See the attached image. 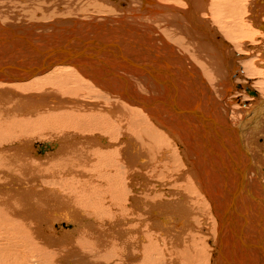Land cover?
<instances>
[{
  "label": "bare ground",
  "instance_id": "obj_1",
  "mask_svg": "<svg viewBox=\"0 0 264 264\" xmlns=\"http://www.w3.org/2000/svg\"><path fill=\"white\" fill-rule=\"evenodd\" d=\"M43 1L62 15L79 9L78 0ZM92 1L100 4L102 21L91 16L89 21L60 17L19 23L17 11L9 21L0 16V52L4 48L8 54H0V131L34 124L6 117L16 88L28 94L15 101L17 111L37 113L39 124L82 130L86 135L70 139L97 145L105 169L101 174L95 165L90 173L102 179L98 191L104 188L111 216L114 207L120 210L125 222L117 225L127 236L116 244L119 256V249H112L118 247L105 246L98 256L95 249L99 263L103 258L110 264L112 259L113 264H264V140L260 146L244 142L249 131L264 133V0ZM6 5L0 12H11ZM44 13L39 17L47 18ZM7 133L0 136V264H87L82 254L68 256L74 254L70 246L84 247L90 236L51 235L48 225L64 208L47 197L43 201L45 194L35 190L39 178L49 187L65 174L74 175L78 165L73 164L61 170L57 182L62 165L51 168L49 176L40 171L47 161L64 159L72 140L41 141L29 149L40 159L31 160L27 144L33 141L13 142L21 135ZM57 142H64L62 148ZM54 148H61L59 154L41 158ZM2 150L8 156L2 158ZM28 160L38 172L29 171ZM28 172L34 175L31 183L22 179ZM34 198L39 206L43 201L61 210L48 216L33 206ZM73 200L83 208L84 202ZM85 207L86 216L90 208ZM97 208L91 218L108 209L102 214Z\"/></svg>",
  "mask_w": 264,
  "mask_h": 264
},
{
  "label": "rangeland",
  "instance_id": "obj_2",
  "mask_svg": "<svg viewBox=\"0 0 264 264\" xmlns=\"http://www.w3.org/2000/svg\"><path fill=\"white\" fill-rule=\"evenodd\" d=\"M1 2H0V7H5L4 5H6V4H8L9 5V3L11 2V4L9 5L10 7H9V9H10V11L11 12H7L8 10H6V12L4 13H2V12H0V16H3V19H5V17L7 18V19H5L6 21H9V20H11V19H9V18H11V16L13 17H16V15L18 14L19 16L18 17H20V18H18L17 17V19H18V22L19 23H21V22H24V21H26L27 23H31V22H33V21H37V20H44V21H47L46 19H48V21H50L51 19H52V21L53 20H55L56 18H60V17H65V18H70V17H72V18H75V19H81V20H87V19H91V16H96V17H98V20L99 21H102L103 19L102 18H104L105 16H103V14H100V13H98L97 11H98V7H99V5L100 4H96V3H94L92 0H78V1H76L74 4H76V6L79 8V9H73L72 11H67V10H69V8L68 7H63L64 8V10L65 11H67L68 13H70L71 12V14H67V13H65V14H61L60 12H59V10L57 11V8H55L54 6L53 7H51L49 10H48V6H44L45 4V2L43 1V0H35V1H33L34 3H32L31 1L30 2H28V3H21V2H17V1H14V2H12V1H10V2H8V1H2V0H0ZM36 1H39L38 3L36 2ZM40 1H41V4H40ZM43 1V2H42ZM8 2V3H7ZM4 3V4H3ZM3 4V6H1ZM18 4V5H17ZM79 5V6H78ZM7 6V5H6ZM11 6L13 7V8H11ZM27 6V7H26ZM8 7V6H7ZM17 7V8H16ZM40 7V8H39ZM41 7H42V9H41ZM45 8V9H44ZM3 11H5V9L4 8H1ZM54 10V11H53ZM17 11L18 13L16 14L15 12ZM47 11V13H46V15H48V16H46L47 18H41V17H39V16H42L41 14H45L44 12H46ZM49 11V12H48ZM57 11V12H56ZM75 11V12H74ZM14 12V13H13ZM54 12V13H53ZM56 12V13H55ZM59 12V13H58ZM22 13V14H21ZM24 13V14H23ZM8 14V15H7ZM11 14V15H10ZM16 14V15H15ZM5 16V17H4ZM8 16V17H7ZM28 16V17H27ZM30 16V17H29ZM59 16V17H58ZM69 16V17H68ZM83 16V17H82ZM89 16H90V18H89ZM22 19V20H21ZM102 19V20H101ZM20 20V21H19ZM24 20V21H23ZM16 21V20H15ZM87 21H89V20H87ZM17 22V23H18ZM1 24V23H0ZM4 24H5V22H4ZM2 25H3V23H2ZM13 36V35H12ZM11 39H12V37H10ZM10 42L12 43V40H10ZM4 48H3V50L0 52V54H3L4 52ZM3 52V53H2ZM5 55H8V54H6V53H4ZM6 59H7V57L6 56H4ZM8 58H10V57H8ZM235 80H236V78H235ZM236 83H237V80H236ZM238 84H240L239 82H238ZM245 84V83H244ZM14 90H16V91H18L16 94V96L15 97H13L12 99L14 100V104L13 103H9L8 104V106L9 107H11V113L12 114H7V116L6 117H8L9 115V117H13V118H17L16 120H20V121H25V123H34V124H31L30 126L32 127V129H30V126H26V127H24V129L22 128V126L21 125H19V126H21V127H19L18 126V124L17 125H15V126H11V127H9L10 129H8L7 131H6V133L5 132H1L0 131V136H4V135H9V133H7V132H9V131H13L14 130V132H16V137L17 136H20V137H17L18 139L16 140V141H13V142H20V141H22V142H26V141H28L29 143H31L32 141V145H30V144H27V146H30L29 148H28V150L30 149L32 152H33V150H34V145H38V144H41V143H51V142H54L56 139L58 140V139H67V138H69V140H72V142L70 143V144H67L68 146H67V151L65 152V153H67V154H65L66 155V157H64V159H60L61 157H59V158H57L58 160H55V161H47V164H45L44 166H41V169H40V171H42L41 172V174H44L45 176H49L51 173V171H52V173L54 172V169H51V168H54V167H56V166H58V165H62V168L61 169H59L58 170V172H57V178H58V180H56V182L57 181H59L63 176V178L62 179H64L65 181L64 182H62L63 180L61 179V181L58 183L57 182V185H48L49 187H45V185L43 186L42 184H40V181H42V179L41 178H39V186H38V188H40L39 190H38V188L37 189H35L36 190V192H38V193H40V194H45V196H44V198H43V201H46V197H47V199H51V200H53V201H55L56 203H59L60 205H62L63 206V208L64 209H62L61 210V207L60 206H56V205H52V204H47V202H45L46 203V205H44L45 203H42L43 201H41V206H39V202H38V200H36V198H34L33 200L34 201H31V203L32 204H34L33 206H35V204H37V206H39V207H36L35 206V208L37 209H39V208H41V210H42V208H44L43 209V211L45 212V214L46 215H48V216H53L54 214H55V212H56V210H57V207L59 208V210H61L60 212L61 213H63V215H65V217H63V215L61 214V213H56V214H60L59 215V217H55L54 218V220L52 221V223L50 224L49 223V219L47 220V221H43V222H47V223H49V231L51 232L50 234L51 235H56L57 236V234H58V232H59V234H58V237L59 236H61V235H63L64 233L65 234H67V233H77V234H79V235H81V237H84V236H86V235H89L90 236V239H91V241H87V245L85 244V245H83L84 247H82V246H80V245H78L77 243H75V247H72V246H70L69 248H73L72 250H73V253L74 254H71V256L69 255L68 257H80V255L82 256V258L83 259H85V262H88V263H91V264H95V263H98V264H110V262H109V260H108V262H106V261H104L105 259H101L100 260V263H99V261L97 260V257L96 256H94V253H93V251H95V249H96V252H97V256L98 255H102L103 253L105 254V250H107L108 248H112V247H118L117 249L115 248H112L113 250H115V252L119 249V251H117L116 253H118V256L120 255V251H122L120 248L121 247H119V246H117V245H119V244H122V241H123V239L125 238H127V236L126 235H124V234H122L123 232V230H124V226H121V228H119V225H117V224H123L125 221H123V219L120 217L121 215H119V213H120V210H117L116 209V207H112L113 209H114V211H113V216H111V214H110V205L108 204V203H110V201L109 200H106L107 198H106V195H105V191L103 190L104 188H102V189H100L99 191H98V188H97V184L99 183V185H100V182H101V178H100V180H99V177H97L98 175L97 174H91L90 172H91V170L93 169V168H95L94 166L95 165H97L98 167V170H100V172H101V174L103 173V171L102 170H104L105 168H104V162L100 159V157L96 154V149H97V145L96 144H86L85 142H82V141H77L75 138L74 139H70L71 138V136H77L76 134H78L79 136H80V138H81V136H84V135H86V133H84V132H82V130H80V131H76V130H74V129H68V128H65V127H63V125H60V124H58V125H56V124H54V123H52L51 121H50V123H48V124H45V125H43V124H39L38 123V117H40V116H34L35 114H37V113H33L32 115L31 114H26V115H23V113L21 112V111H17V109L15 108V106H17L18 104H15V101H18L19 99H24L21 95H28L27 93H25V92H22V91H20V90H18V89H14ZM237 90L239 91L240 89L239 88H237ZM29 93H31V92H29ZM234 95H235V92H233L230 96L232 97V98H230V96H229V98L231 99V100H233L235 97H234ZM219 97V96H218ZM220 101L222 100L220 97L218 98ZM227 100H229L228 98H227ZM221 102H224V103H227L226 101H221ZM220 106H221V108H222V106H223V104H220ZM232 108H235V110H236V108H238V104H236L235 106H232L231 107V110H230V117L232 116H234V114H233V112H235V110L234 109H232ZM13 110H15L16 112H18V113H16L15 111H13ZM4 113V112H3ZM22 113V115H20ZM51 113V112H50ZM52 113H58L57 111H52ZM231 113H232V115H231ZM241 113H238L237 115H236V117L237 118H240V116H242V114L240 115ZM44 115H48L47 113H45ZM15 116V117H14ZM37 119V120H36ZM36 120V121H35ZM231 122H233L232 123V126L233 127H235V125H236V127H238V128H240L239 126H238V122L239 121H233V119H232V121ZM24 124V123H23ZM36 126H37V128H36ZM15 129H14V128ZM29 127V128H28ZM11 128H12V130H11ZM30 129V130H28V129ZM65 129V130H64ZM21 130L22 131H25V133H23V132H21ZM21 132V133H20ZM251 132V133H250ZM264 132V131H263ZM248 134L249 135H245V141L244 142H258V146H260V145H262L264 142H263V138H264V133H260V135L262 136H258L257 135V132L255 131V130H252V131H249L248 132ZM251 135H253V137L251 136ZM249 137V139H246V137ZM257 136V137H256ZM247 137V138H248ZM251 138V139H250ZM253 138V139H252ZM255 139V141H253ZM20 140V141H19ZM37 140V144H36V141ZM56 140V141H57ZM68 140V139H67ZM258 140V141H257ZM39 141V142H38ZM42 141V142H41ZM8 142H10V141H8ZM41 142V143H40ZM77 144V145H75V143ZM78 142V143H77ZM263 142V143H262ZM57 143H61V142H57ZM68 143V142H67ZM59 144H57V145H59ZM6 145H9V144H6ZM62 145H64V142H62L61 144H60V146L59 147H61L62 148ZM32 146V147H31ZM95 146V147H94ZM71 147H74V148H71ZM0 148L2 149V147L0 146ZM27 148V147H26ZM32 148V149H31ZM61 148H54L53 149V151L51 150V151H47L46 153H44V155H42L41 156V158L42 159H48V157H51V156H53V155H55V153L56 154H59V151H60V149ZM79 148V149H78ZM92 148V149H91ZM19 150V149H18ZM17 150V151H18ZM21 150V149H20ZM29 150V154H30V156L28 157L29 159H31V160H35V159H40L38 156H37V158H36V156L31 152ZM71 150V152H69ZM72 151H74V152H72ZM103 151V153L104 152H106L107 150H102ZM259 151H260V153H261V149L259 148ZM9 153V151H6V150H2V158L3 157H5V156H8V153ZM13 153H15V151H12ZM12 152H10V153H12ZM78 152V153H77ZM86 152H87V154H86ZM33 155H32V154ZM71 156H70V155ZM99 154V153H98ZM50 155V156H49ZM64 155V156H65ZM78 155V156H77ZM91 155V156H90ZM61 156H63V154L61 155ZM72 158V159H70V157ZM76 156V157H75ZM33 159H32V158ZM77 157H79V158H77ZM91 157V158H90ZM69 158V159H68ZM92 158H94V159H92ZM96 158V159H95ZM76 159V160H75ZM31 160H28L29 162L31 161ZM46 160H45V162H46ZM75 160V161H74ZM78 160V161H77ZM91 162H90V161ZM94 160V161H93ZM64 161H68V162H70L71 161V164L70 163H67V162H64ZM94 163H93V162ZM44 162V163H45ZM51 162V163H50ZM56 162L58 163V164H56ZM95 163H97V164H95ZM99 163V164H98ZM102 163V164H101ZM39 164H42V162H40ZM78 165V167L77 168H75V170H74V175L72 176V177H70L71 175H67V174H65V175H61V174H63V173H65L66 171H64V168H66L67 167V165ZM28 165H32V161H31V163H29ZM46 166V168L44 169V167ZM33 169H32V168ZM30 167V169H29V171H37L35 168H34V166L32 165ZM42 167H43V170H42ZM102 167V168H101ZM83 168V169H82ZM90 168V169H89ZM100 168V169H99ZM47 169V170H46ZM84 169H86V170H84ZM89 169V170H88ZM102 169V170H101ZM61 170H62V173L60 174V172H61ZM81 170V171H80ZM46 171H47V173H46ZM86 171H89V172H86ZM38 172V171H37ZM82 173V174H80V173ZM50 173V174H49ZM86 173V174H85ZM88 173V174H87ZM90 173V174H89ZM23 174V173H22ZM30 174V175H29ZM59 174V175H58ZM84 174V175H83ZM100 174V175H101ZM28 175V176H27ZM27 175H22V179H23V181L25 182V183H31V182H33L34 181V175H32V173L31 172H28V174ZM80 175H82V176H84V177H82V176H80ZM86 175V176H85ZM31 178H30V177ZM33 176V177H32ZM59 176V177H58ZM61 176V177H60ZM67 176L68 177H70V178H67ZM95 176L97 177V179H95ZM78 177V178H77ZM91 177H92V179H91ZM29 178V179H28ZM56 178V179H57ZM72 178V179H71ZM77 178V179H76ZM88 178V179H87ZM94 178V179H93ZM17 180L19 179V178H16ZM68 179V180H67ZM30 180H32V181H30ZM70 180V181H69ZM72 180V181H71ZM75 180V181H74ZM95 180H97L96 182H95ZM84 182V184H83V182ZM91 181V182H90ZM55 182V183H56ZM62 182V183H61ZM67 182H70L71 183V186L70 185H68L67 184ZM88 183V184H86V183ZM92 182H93V184H92ZM95 182V183H94ZM69 183V184H70ZM74 183V184H73ZM62 184H64V185H62ZM66 184V185H65ZM75 184H79V185H75ZM68 185V188L66 187ZM91 185V186H90ZM99 185H98V187H99ZM23 186V185H22ZM70 186V187H69ZM96 186V187H95ZM24 187H26V186H24ZM43 187V188H42ZM51 187V188H50ZM72 187H74V188H72ZM93 187H95V189H93ZM103 187V186H102ZM59 188H64V189H59ZM100 188V187H99ZM60 190H62V191H60ZM74 190H75V193L73 194V192H74ZM78 190V191H77ZM26 191V190H25ZM46 191V192H45ZM59 191V192H58ZM80 191V192H79ZM85 191V192H84ZM96 191H98V192H96ZM104 191V193H102ZM50 192V193H49ZM62 192V193H61ZM71 192V193H70ZM81 192H83L84 193V195H83V193H81ZM94 192V193H93ZM54 193V194H53ZM58 193V194H57ZM61 193V194H60ZM79 193V194H78ZM87 193V194H86ZM92 193V194H91ZM96 193H97V196L99 197H96ZM99 193H101V194H99ZM59 194H60V196H59ZM65 194V195H64ZM72 194V195H71ZM81 194H82V196H81ZM55 195V196H54ZM87 195L89 196V198L87 197ZM93 195H95V197H96V199H94V197H93ZM104 195V196H103ZM59 196V197H58ZM103 196V197H102ZM76 197V198H75ZM79 199H78V198ZM81 197V198H80ZM93 197V198H92ZM102 197V198H101ZM105 197V198H104ZM38 198V197H37ZM55 198H60V200H59V202L55 199ZM83 198V200H81ZM91 198V199H90ZM55 199V200H54ZM65 199V200H64ZM71 199V200H70ZM72 199H76L77 201L78 200H80V201H82V202H84V204H83V208L85 207V206H87V207H85V208H90V210H89V215H87V213H86V216H85V214H83V213H85V211H84V209L82 208V209H80V205L77 203H75L74 202V200L72 201ZM87 199L90 201H88L87 202ZM101 199V200H100ZM105 199V200H104ZM67 200H69V201H67ZM99 200V201H98ZM92 201H94V202H92ZM108 201V202H107ZM35 202V203H34ZM105 202H106V204H105ZM68 203H69V205H68ZM88 203V204H87ZM43 204V205H42ZM87 204V205H86ZM103 204V205H102ZM66 205H68V207L66 206ZM75 205V206H74ZM47 206H48V208L49 207H51V210H50V208L48 209L47 208ZM55 206H56V208H55ZM71 206V207H70ZM79 206V207H78ZM101 206V207H100ZM104 206V207H103ZM46 207V208H45ZM67 207V208H66ZM98 207V208H97ZM105 207H106V209H107V212L106 213H104L105 211H106V209H105ZM52 208H54V209H52ZM79 208V209H78ZM88 208V209H89ZM95 208H97V211L99 212V213H101L102 212V214L104 213L105 214V216H103V215H101V218H98V216L97 215H95L94 216V218H91L90 216V214L92 213V212H96V209ZM104 208V209H103ZM111 208V209H112ZM46 209H47V211H46ZM65 209H67V210H65ZM77 209V210H76ZM105 210V211H103V210ZM50 212H49V211ZM71 210V211H70ZM93 210V211H92ZM52 211V212H51ZM55 211V212H54ZM66 211L67 213H70L71 214V216H70V214H66V212L64 213V212ZM70 211V212H69ZM73 211V212H72ZM119 211V212H118ZM75 212V213H74ZM77 212H79L80 213V215H78L79 213H77ZM109 212V213H108ZM74 213V214H73ZM117 213H118V215H117ZM75 216L74 217V220H73V215ZM77 214V215H76ZM108 214H109V216H108ZM116 214V215H115ZM55 216V215H54ZM62 218H61V217ZM68 216V217H67ZM70 216V217H69ZM106 216H107V219H106ZM77 217V218H76ZM81 217V218H80ZM113 217V218H112ZM116 217H119V218H116ZM57 218H58V220L60 221V223H59V221L57 220ZM65 218V219H64ZM68 218H70V219H68ZM112 218V219H111ZM114 218H116V220L114 219ZM60 219H63V220H60ZM68 221H67V220ZM83 219V220H82ZM84 219H85V221H84ZM87 219V220H86ZM96 219H100L99 221L97 220L96 221ZM110 219V220H109ZM206 219V222L207 221H210V220H208L209 218H205ZM73 220V221H72ZM75 220H77V221H75ZM80 220H81V222H80ZM88 220H89V222H88ZM102 220V221H101ZM107 222H106V221ZM111 220H113L112 222H113V227L114 226H116L117 225V227H118V229H114L113 227H111L112 226V222H111ZM62 221H63V223H62ZM67 221V222H66ZM76 223H75V222ZM108 221H109V223H111V224H109L108 223ZM119 221V222H118ZM65 222H66V224H65ZM74 222V223H73ZM83 222V223H82ZM88 222V223H87ZM92 222V223H91ZM93 222H94V226H92L93 225ZM104 222V223H103ZM122 222V223H121ZM39 223H42V222H39ZM84 224V225H81V224ZM106 223V224H105ZM37 224V223H36ZM55 224V225H54ZM89 224H92V225H89ZM98 226H96V225ZM101 224H103V226L101 225ZM38 225V224H37ZM54 225V227H52ZM88 226H89V228H88ZM109 226V227H108ZM90 227L92 228V229H90ZM94 227V228H93ZM122 227H123V229H122ZM128 227H131V224L130 225H127L126 226V228H128ZM77 228H78V230H77ZM89 230H88V229ZM107 228V230H104V229H106ZM100 229V230H99ZM97 230H99V231H97ZM111 230H113V231H111ZM122 230V231H121ZM101 231H102V233L103 234H107L108 235V233H109V235L107 236H105V235H103L102 234V237H98L99 236V234H101ZM120 231L122 232V233H120ZM64 232V233H63ZM113 232H115L114 234H112ZM54 233V234H53ZM61 233H63V234H61ZM93 235H92V234ZM111 234V235H110ZM119 235V237H118V235ZM94 235H96V236H94ZM117 235V236H116ZM104 236V237H103ZM110 236V237H109ZM111 236H113V239L111 238ZM125 236V237H124ZM96 238H99L100 240H98L97 239V241H96ZM117 239V238H119V239H117V240H115V239ZM120 238H121V240H120ZM40 239H41V237H40ZM75 239H76V236H75ZM103 241H102V240ZM124 239V240H125ZM77 240V239H76ZM111 240V241H110ZM98 241H99V243H98ZM100 241H102L103 243H101ZM110 241V242H109ZM119 241H120V243H119ZM114 242H115V244H114ZM117 242V243H116ZM90 243H91V245H92V247H90L91 245H90ZM95 243V244H94ZM107 243V244H106ZM77 244V245H76ZM99 244V245H98ZM109 244H110V246H109ZM117 244V245H116ZM103 245L104 247H101V246ZM111 245H113V246H111ZM93 246H95V247H93ZM100 247V248H98V247ZM105 246H107V247H105ZM91 248V249H89V248ZM75 248V249H74ZM77 248V249H76ZM83 248H84V250H83ZM97 248H98V250H100L101 248H103V249H101L100 250V253H98L99 251H97ZM107 248V249H106ZM111 248H110V250H111ZM75 250V251H74ZM82 250V251H81ZM104 250V251H103ZM110 250H108V251H110ZM77 251H78V253H77ZM112 251V250H111ZM108 252L109 254H112V253H115V252ZM82 252V253H81ZM76 253H77V255L79 254V256H76ZM87 255H89V256H87ZM66 253H63V256L65 255ZM72 255H74V256H72ZM87 257H89L88 259H87ZM93 257V258H92ZM81 258V257H80ZM92 258V259H91ZM92 260V261H91ZM94 260V261H93ZM98 261V262H97ZM111 261V264H113V259L112 260H110ZM77 262V261H76ZM75 262V263H76ZM87 263V264H88Z\"/></svg>",
  "mask_w": 264,
  "mask_h": 264
},
{
  "label": "water",
  "instance_id": "obj_3",
  "mask_svg": "<svg viewBox=\"0 0 264 264\" xmlns=\"http://www.w3.org/2000/svg\"><path fill=\"white\" fill-rule=\"evenodd\" d=\"M46 152H47V151H46ZM46 152H45V153H46Z\"/></svg>",
  "mask_w": 264,
  "mask_h": 264
}]
</instances>
